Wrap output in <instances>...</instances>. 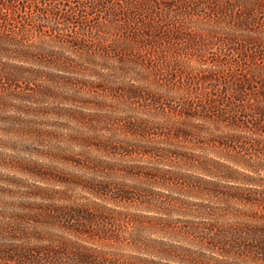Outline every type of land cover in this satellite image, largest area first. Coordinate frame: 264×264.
Returning <instances> with one entry per match:
<instances>
[{"label": "rangeland", "instance_id": "374dc122", "mask_svg": "<svg viewBox=\"0 0 264 264\" xmlns=\"http://www.w3.org/2000/svg\"><path fill=\"white\" fill-rule=\"evenodd\" d=\"M0 264H264V0H0Z\"/></svg>", "mask_w": 264, "mask_h": 264}]
</instances>
